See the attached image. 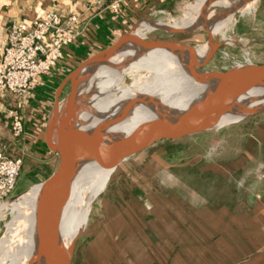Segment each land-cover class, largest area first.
I'll return each instance as SVG.
<instances>
[{
	"label": "rangeland",
	"instance_id": "rangeland-1",
	"mask_svg": "<svg viewBox=\"0 0 264 264\" xmlns=\"http://www.w3.org/2000/svg\"><path fill=\"white\" fill-rule=\"evenodd\" d=\"M195 1L199 0L189 2ZM214 1L203 0L208 7ZM184 6L155 21L180 23L190 11ZM145 38L199 46L208 42L209 35L203 30L170 34L155 28ZM228 39L234 42L228 44ZM214 41L220 46L198 70L226 72L238 64L264 63V0H254L253 9L237 12ZM132 78L126 75L122 84L129 85ZM69 91L68 81L58 100L64 109ZM89 108V100H74L72 118ZM50 125L54 129V123ZM194 129L205 131L151 146L116 164L91 205L70 264H234V221L222 214V201H233L240 193L250 198L264 192V112L219 119L209 128ZM52 133L56 136L55 130ZM38 182L27 180L21 169L13 197L5 203ZM13 216L8 208L0 212V241L10 236ZM21 227L17 224L11 232L12 245L22 240ZM7 246L0 250V264H10Z\"/></svg>",
	"mask_w": 264,
	"mask_h": 264
},
{
	"label": "bare ground",
	"instance_id": "bare-ground-1",
	"mask_svg": "<svg viewBox=\"0 0 264 264\" xmlns=\"http://www.w3.org/2000/svg\"><path fill=\"white\" fill-rule=\"evenodd\" d=\"M253 3L254 0H244L239 11L244 13L253 9ZM238 4L239 0H215L208 7L209 5H204L203 0L187 2L183 6L190 11L184 14L180 23L170 20L155 21L156 24L149 20L139 22L131 33L130 40L123 42L88 81L78 84L74 100L81 102L89 100L90 108L81 111L73 119L71 127L73 143L67 148L69 161L72 162L81 147L97 135L138 131L145 135H168L175 129L180 116L198 103L212 101L215 98L220 100L221 96L226 97L232 85L250 68V65L238 64L220 73L200 71L192 66L202 64L215 51L219 44L214 41L216 35L233 22L236 15L222 17V14L234 9ZM156 26L203 30L209 35L210 41L199 46H189L183 52L175 46L159 45L139 51L133 40L145 38L146 33ZM233 42V39L227 40L228 44ZM102 59L103 54H98L95 60ZM91 68L92 64L86 63L81 68L79 76H87ZM126 75L133 77L129 85L122 84ZM262 79L240 96L238 100L240 105L232 113L195 127L209 128L219 119L241 116L252 109H264V78ZM117 92L119 94H116ZM62 107L63 103H59L58 125H62L61 116L64 110ZM56 140L57 137L54 136L53 142ZM131 148L133 147L127 144L115 146L113 150L104 152L105 158L102 154H97L82 165L64 198L50 214L51 248L48 257L40 261L33 259L32 264H65L71 245L86 227L93 201L105 188L120 156ZM116 152L120 154L114 156ZM28 191L22 192L10 203L4 202L0 205V212L8 208L14 213L9 222L10 236L17 224L22 226L20 228L22 240L18 243L12 245L10 236L0 241L1 251L7 243L10 245L7 246L10 248V264H27L30 256L34 258L37 256L33 212L40 185L37 184Z\"/></svg>",
	"mask_w": 264,
	"mask_h": 264
},
{
	"label": "crops",
	"instance_id": "crops-1",
	"mask_svg": "<svg viewBox=\"0 0 264 264\" xmlns=\"http://www.w3.org/2000/svg\"><path fill=\"white\" fill-rule=\"evenodd\" d=\"M90 1L93 0H0V50L13 21H29L47 10L79 17L78 37L64 49L63 58L42 78V84L23 97L18 110L23 115L24 128L17 140L11 136L7 111L17 108L18 99L12 94L0 97V151L10 157L21 156V169L25 170L27 180L39 181L38 184L58 164L57 153L49 148L48 126L55 102L67 83L66 77L84 61L115 43L139 21L168 17L192 0H120L118 13L104 8L87 9ZM223 209L222 214L234 221V264H264V192L252 194L250 198L236 194L233 201H222Z\"/></svg>",
	"mask_w": 264,
	"mask_h": 264
},
{
	"label": "water",
	"instance_id": "water-1",
	"mask_svg": "<svg viewBox=\"0 0 264 264\" xmlns=\"http://www.w3.org/2000/svg\"><path fill=\"white\" fill-rule=\"evenodd\" d=\"M244 0H239V4L234 7V9L223 13L222 17H225L230 14H236L239 11L241 2ZM148 19H143L141 21H146ZM139 21V22H141ZM151 21V20H149ZM138 22V23H139ZM156 24L157 22L151 21ZM137 23V24H138ZM134 25L129 31H127L120 39H118L115 43L110 45L104 51L98 53L103 54V59L101 61H96V56L98 54L93 55L82 64H80L77 68H75L65 79V82H70V91L67 95V102L65 109L63 110L61 119L62 125H58V100H56L54 109L51 116V121L49 123L48 129V142L49 148L51 151L57 153L58 155V164L54 172L46 178L44 181L39 183L40 191L36 198V204L34 207V236L36 238L37 243V256H30L28 258L27 264H32L35 259L39 261L42 259H46L49 255L51 248V238H50V214L55 206L60 202L70 185L75 178L79 169L84 165L89 159L94 158L97 154H102L104 157L105 151H111L115 146L121 144H127L135 148L134 152L131 153H123L120 156V160L118 163L130 157L132 154H136L140 151H143L151 146L160 144V143H170V142H178L190 135H193L200 131L205 130H195V126L206 124L217 120L227 113H232L234 109L238 108L239 98L240 96L252 85L259 83L262 78H264V63L259 64L257 66H252L248 68V70L241 75L237 81L232 85L228 95L226 97L221 96L219 99L216 98L212 101H203L192 107L188 111H186L183 115L180 116L178 122L176 124L175 129L172 133L168 135H145L142 133H104L93 137L88 140L79 150L75 159L71 162L69 161L68 155V146L73 143L71 127H72V112L74 110V94L76 92V88L78 84L82 82L88 81L91 76L94 75L97 68L104 65L113 52L117 50L123 42L129 41L131 37V33L137 26ZM157 29H161L166 33L170 34H185L189 32H193L192 29H174V28H165L161 26H156ZM210 41V37L208 38V42ZM134 46L139 49V51L146 50L152 46H163V47H171L175 46L179 48L181 52H183L189 46L184 44L167 41L165 39H156V38H139L133 40ZM220 44L217 45L215 49H217ZM211 54L205 59V61L200 65H193L194 68L203 67L208 60L210 59ZM90 62L92 64V68L90 73L85 77H80L79 72L81 68ZM216 72V71H215ZM220 73V72H219ZM263 80V79H262ZM264 112V109H252L244 112L241 117L242 119L259 113ZM54 123V129L50 128V124ZM57 122V123H56ZM57 124V125H56ZM52 130V131H51ZM55 130L57 140L53 142L52 140V132ZM80 142V141H79ZM81 143V142H80ZM114 152H112L113 154ZM120 154V152H119ZM117 152L114 156L119 155ZM75 242V241H74ZM73 244L70 248V254L66 258L65 264H70L71 253L73 249ZM34 259V260H33Z\"/></svg>",
	"mask_w": 264,
	"mask_h": 264
},
{
	"label": "built area",
	"instance_id": "built-area-1",
	"mask_svg": "<svg viewBox=\"0 0 264 264\" xmlns=\"http://www.w3.org/2000/svg\"><path fill=\"white\" fill-rule=\"evenodd\" d=\"M120 0L90 1L87 9H106L118 13ZM76 14L62 16L47 10L29 21H13L0 50V97L12 94L17 97V108L7 111L11 136L17 140L23 132V115L18 110L28 93L42 84L63 58L64 49L79 35ZM22 168L20 157H10L0 151V204L13 197Z\"/></svg>",
	"mask_w": 264,
	"mask_h": 264
}]
</instances>
